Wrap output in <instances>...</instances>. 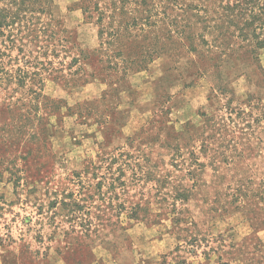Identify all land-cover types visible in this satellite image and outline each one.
Segmentation results:
<instances>
[{"label": "rangeland", "instance_id": "1", "mask_svg": "<svg viewBox=\"0 0 264 264\" xmlns=\"http://www.w3.org/2000/svg\"><path fill=\"white\" fill-rule=\"evenodd\" d=\"M54 1L62 24L37 15L16 35L33 51L26 56L46 63L38 66L44 73L56 68L79 79L81 73H71L80 63H70L79 57L76 45L89 52L101 46L98 16L87 21L73 6L80 0ZM119 4L136 9L144 44L157 41L160 58L113 86L88 74L87 82L66 89L48 78L46 93L73 107L83 102L84 118L66 117L56 133L53 119L0 117V264H264L260 68L237 63L226 71L231 87L222 97L212 88L215 76L170 68L171 58L163 56L180 57L167 29L178 38L180 23L195 20L180 16V0ZM121 12L119 23H131ZM36 24L31 43L28 27ZM65 28L77 31L78 41ZM259 53L264 65V49ZM81 63L93 71L90 60ZM224 98H232V110ZM42 124L47 133L32 129Z\"/></svg>", "mask_w": 264, "mask_h": 264}, {"label": "trees", "instance_id": "2", "mask_svg": "<svg viewBox=\"0 0 264 264\" xmlns=\"http://www.w3.org/2000/svg\"><path fill=\"white\" fill-rule=\"evenodd\" d=\"M138 1L143 3L148 0ZM258 1L180 0V16L192 17L195 20L180 23L178 38L173 36V29H167L175 47L172 50L178 47L180 49V57L168 51L163 53V56L167 54L168 59L171 58L168 66L174 68L180 64L192 68L197 77L215 76L216 81L212 83V88L222 97L223 92L229 91L231 87L226 71L231 70L237 63L247 68L258 66L264 78V65L259 53L264 49V0H261V6L255 5ZM73 6L82 10L86 20L98 16L95 23L99 25L98 36L101 42V46L92 50L93 52L83 50L79 44L76 45L79 57H74L70 66L80 63L79 68L71 73V76L81 73L79 79L67 78L63 71L58 72L56 68L52 69L53 73H44L38 66H45L46 63L40 64L39 61L26 56L33 51H27L25 46L29 43H19L16 35V29L25 27L26 22L34 25L29 19L40 20L37 15H48L56 26L62 24L63 17L58 13L55 1L0 0V107H2L0 117L7 113L13 122L36 119L40 123H47L48 120L51 122L53 119L55 123L51 122L52 131L56 133L59 127L56 123L62 122L66 117L84 118L80 110L83 102H77L73 107L69 105L68 98L46 93L48 78L62 84L66 89L77 87L78 80L87 82L89 79H84L83 75L88 74L90 78H105L104 80H109V85L113 86L125 80L130 72L149 68L157 58L161 57L162 54L156 55L157 41L151 45L144 44L145 37L141 34L144 29L140 28V22L137 21L139 16L133 17L136 9L130 10L124 4L118 5V0H80ZM119 11L127 14L132 19L131 23L122 26L117 19ZM105 18H108V24L104 23ZM37 24L47 29L40 21ZM37 24L34 29L28 27L31 43L34 42L40 28ZM65 31L78 41L77 31L66 28ZM52 34L57 37L58 32L54 31ZM252 35L256 37L252 38ZM258 37L262 39L257 40ZM14 50H18L17 56L12 54ZM127 50L134 51L135 54L125 55ZM143 50L147 52L141 53ZM87 60H90V64H94V69L90 73L81 63V61L86 63ZM48 63L53 64L49 60ZM106 71L108 73H105ZM104 80L103 82L106 83ZM213 96L215 97L214 94ZM224 99L227 100L225 104L227 109L232 110L229 105L232 98ZM37 111H42V114L38 115ZM7 128L8 132H14L13 125L8 124ZM32 129L37 133H47L49 130L46 124ZM213 136L212 134L208 140ZM205 142L207 141L202 142V151L209 152V145ZM133 208L137 214L142 206L136 204ZM133 218L136 219L137 216ZM209 258L210 253L206 254V261Z\"/></svg>", "mask_w": 264, "mask_h": 264}]
</instances>
